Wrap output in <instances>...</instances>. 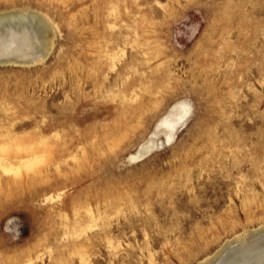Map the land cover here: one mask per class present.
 <instances>
[{
  "label": "rangeland",
  "instance_id": "obj_1",
  "mask_svg": "<svg viewBox=\"0 0 264 264\" xmlns=\"http://www.w3.org/2000/svg\"><path fill=\"white\" fill-rule=\"evenodd\" d=\"M0 37V264H204L264 228V0H0Z\"/></svg>",
  "mask_w": 264,
  "mask_h": 264
},
{
  "label": "bare ground",
  "instance_id": "obj_2",
  "mask_svg": "<svg viewBox=\"0 0 264 264\" xmlns=\"http://www.w3.org/2000/svg\"><path fill=\"white\" fill-rule=\"evenodd\" d=\"M9 38L8 44L2 43V52L13 48L15 39L13 32L9 33ZM262 238H264V228L255 233L245 234L233 243H228L224 251L211 262L204 264H264V239Z\"/></svg>",
  "mask_w": 264,
  "mask_h": 264
},
{
  "label": "water",
  "instance_id": "obj_3",
  "mask_svg": "<svg viewBox=\"0 0 264 264\" xmlns=\"http://www.w3.org/2000/svg\"><path fill=\"white\" fill-rule=\"evenodd\" d=\"M262 239H264V238H262Z\"/></svg>",
  "mask_w": 264,
  "mask_h": 264
}]
</instances>
